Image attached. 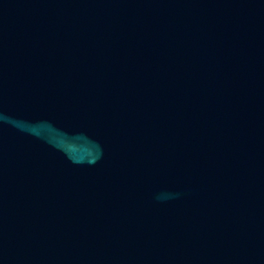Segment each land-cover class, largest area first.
<instances>
[{
	"label": "water",
	"instance_id": "water-1",
	"mask_svg": "<svg viewBox=\"0 0 264 264\" xmlns=\"http://www.w3.org/2000/svg\"><path fill=\"white\" fill-rule=\"evenodd\" d=\"M0 264H264V0L1 21Z\"/></svg>",
	"mask_w": 264,
	"mask_h": 264
}]
</instances>
